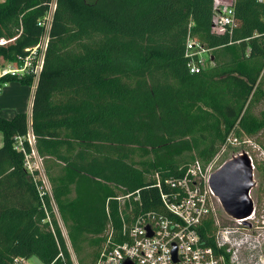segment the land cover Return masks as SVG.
<instances>
[{
    "label": "trees",
    "instance_id": "trees-1",
    "mask_svg": "<svg viewBox=\"0 0 264 264\" xmlns=\"http://www.w3.org/2000/svg\"><path fill=\"white\" fill-rule=\"evenodd\" d=\"M53 1L31 129L73 253L91 264L109 222L121 229L117 197L138 195L133 216L159 212L156 176L183 177L233 134L264 130V109L253 112L264 102V0H233L236 27L223 34L212 29L214 0H4L0 39L11 42L0 47V65L18 63L41 41L39 22ZM189 37L198 43L191 57ZM206 50L212 66L191 73ZM7 83L33 88L31 77H7L0 91ZM28 131L26 113L0 116V264L67 255L52 209L51 227L13 148ZM122 208L129 218L127 201ZM214 230L211 218L201 234L210 248Z\"/></svg>",
    "mask_w": 264,
    "mask_h": 264
},
{
    "label": "built area",
    "instance_id": "built-area-1",
    "mask_svg": "<svg viewBox=\"0 0 264 264\" xmlns=\"http://www.w3.org/2000/svg\"><path fill=\"white\" fill-rule=\"evenodd\" d=\"M3 1L0 0V3ZM232 5L233 0H214L212 29L216 33L223 34L236 27ZM55 7L53 1L48 13L39 22V25L45 28V34L41 41L35 47L25 49L24 55L19 56L18 63L0 65V81L7 77L18 81L31 77L35 90L44 64L49 40L48 32ZM10 42V40L2 38L0 47ZM197 47V39L189 37L186 42L187 56H193ZM207 53L209 51L206 50L196 54L197 63L189 64L191 73H199L207 68L200 59V54ZM14 139L13 148L23 154V167L33 180L38 190L41 207L46 212L44 222L49 223L52 227L50 215L47 212L48 206H50L67 248V255L60 250L57 258L52 262L41 263L37 260L38 264H80L78 257L73 253L65 225L62 223L57 206L53 201L52 189L44 169L43 159L35 150L31 125H29L26 136ZM233 142L237 143V139L235 138ZM25 143H28L29 151L26 149ZM210 164L211 162L203 164L197 160L183 177L166 178L162 182L156 176V186L160 190L162 203L159 212L150 211L133 216L131 214L133 205L130 204V198L133 197L134 201H138V195L128 194L117 197L116 200L122 207L126 201L128 202L127 211L131 216L127 219L123 218V208L121 207V229L116 230L112 222H109L100 236L102 241L91 264H232L234 252L230 247L233 229L231 227L222 229L216 219V208L221 210V206L208 185L210 175L213 173ZM211 218L214 219L215 228L211 235L214 239L212 248L205 244L203 236H201L205 222ZM249 220H252V216L247 219V221ZM235 222L238 227H243L239 222ZM30 260L17 258L14 260V264H30Z\"/></svg>",
    "mask_w": 264,
    "mask_h": 264
},
{
    "label": "rangeland",
    "instance_id": "rangeland-1",
    "mask_svg": "<svg viewBox=\"0 0 264 264\" xmlns=\"http://www.w3.org/2000/svg\"><path fill=\"white\" fill-rule=\"evenodd\" d=\"M210 56V53L200 54V59L204 62L203 65L205 67L212 66ZM7 86H9V83L5 84L2 88L5 90ZM263 109L264 102L256 106L253 112L255 115L259 116V112ZM235 138L237 139V143L233 142ZM263 143L264 130H261L259 134L253 137L244 135L242 137H237L233 134L226 147L221 149L210 161V168H212V172H215L232 156L244 152L251 158L253 166L255 167L254 181L256 185L250 193L254 202V213L252 215V220L248 221L250 226L246 228L238 227L234 220L227 218L222 210L216 208V219L220 227L222 229L229 227L233 229L230 247L234 252L232 264H264V152L261 149V144ZM57 171L58 167H55L53 172L57 174ZM30 264H38L37 259H31Z\"/></svg>",
    "mask_w": 264,
    "mask_h": 264
},
{
    "label": "water",
    "instance_id": "water-1",
    "mask_svg": "<svg viewBox=\"0 0 264 264\" xmlns=\"http://www.w3.org/2000/svg\"><path fill=\"white\" fill-rule=\"evenodd\" d=\"M220 167L210 175L208 185L220 202L223 214L243 227H249L247 219L254 213L250 193L256 185L252 160L243 152L232 156Z\"/></svg>",
    "mask_w": 264,
    "mask_h": 264
},
{
    "label": "crops",
    "instance_id": "crops-1",
    "mask_svg": "<svg viewBox=\"0 0 264 264\" xmlns=\"http://www.w3.org/2000/svg\"><path fill=\"white\" fill-rule=\"evenodd\" d=\"M5 88V87H4ZM35 90L17 83H9L0 92V116L10 119L21 112L26 113L29 125L31 122L32 101ZM3 145L2 135L0 134V147Z\"/></svg>",
    "mask_w": 264,
    "mask_h": 264
}]
</instances>
